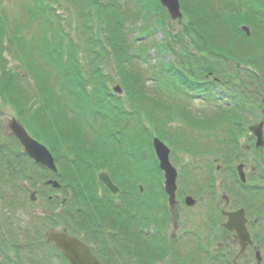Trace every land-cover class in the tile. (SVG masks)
I'll return each mask as SVG.
<instances>
[{
  "label": "rangeland",
  "instance_id": "obj_1",
  "mask_svg": "<svg viewBox=\"0 0 264 264\" xmlns=\"http://www.w3.org/2000/svg\"><path fill=\"white\" fill-rule=\"evenodd\" d=\"M212 1L213 10L219 11V8H227V14H229L228 9L233 5L237 12V8L241 9L244 18L234 23L237 33L235 34L232 27L229 26L230 29L226 34V38L232 42L237 51L231 47V52L227 54L229 56H220L216 53L212 56L207 55V61L213 65V70H215V77L226 81V83L221 81L220 85L215 84L216 86L206 92L208 95L206 97H203L199 92H193V96L199 94L201 97L195 99L189 97L188 109H183L178 104L183 105L187 102L186 94L171 92L172 88H168L165 82L159 89L157 83L150 79L153 67L157 66L154 64L160 62L157 52L154 50L151 51L149 61H138L135 58L129 65V68L140 73L144 80H146L145 77L147 78L142 99L131 104L129 94L125 90L122 96H118L112 91L116 84H120L118 82L120 77L111 53L112 49L105 44L103 38L101 39L104 42V47L101 48L97 44L98 46L94 48L95 53L100 54L99 61L94 58L97 56L95 54L91 53V58L89 57L85 41L90 36L86 31H83L84 20L75 11L81 9L79 6L75 8L67 0L63 1L62 9L59 12L63 14L62 29L53 33L51 29L45 30L30 13L27 14V9L33 8V0H0V145L5 147L7 155L9 153L22 155V147L15 142L8 129L9 121L16 118L37 141L49 148L55 157L58 172L61 174L60 177L49 173L42 174L40 170L37 171L31 166L28 159H21L27 163L26 166L29 170L37 171V175L41 174L39 176H42V180L38 182L37 186L27 183L32 189L40 187V203L38 205L29 204L27 193L17 192L13 182L8 183L4 179L1 181L0 178V196L7 194L13 196V191H16L15 208L13 210L7 208L6 212L2 214L5 217L4 220L0 221L3 225L6 223L2 228L7 240H17L18 244H23L24 234L29 231L33 234L32 237L45 244L43 237L50 228L67 229L71 234H83V230L78 224L81 220L79 219L80 213H83V226L96 232L97 227L93 221L97 222L96 214L99 206L102 204H105V207L117 205L120 208L126 207L121 214L127 221L130 220V229L132 230L133 227V231L140 236L144 231H150L153 227L160 228L161 232L164 230V224H168L171 227L170 231H174V227L177 225V253L164 256L157 264H212L211 260L209 261L207 258V250L217 248L218 244L223 242V237H220L219 229L214 233L210 232L213 240L208 246L206 245L209 225L217 223L215 213L209 219L207 213L215 208L217 203L223 205L221 197L225 191L223 187L221 191L219 186L220 183L227 180V175L225 172H217L216 168L222 165L221 159L229 157L230 148H227L223 142L225 138L230 137L228 127L232 130L234 125L228 124L230 121L225 118L226 116H223L224 120L217 117L221 110H216L208 118L204 115H209L208 113L219 103L223 104L227 99L232 100L230 98L232 96L234 97L232 102L236 103L238 109L247 110L250 105L247 101L250 98L244 100L246 95L244 92L264 91V9L260 7V3L256 5L257 0H253L252 3L250 0ZM156 3H159V0H145V5L143 0H120L119 4L123 7L124 13L128 14L124 23L132 34L133 43L146 41L147 39L142 34L155 31L157 25L159 26L158 22L157 25L154 24L156 17L148 12H146L147 15L152 16L148 20H145L144 17H135L136 11L142 10L144 7L147 9V6L149 9V6ZM235 9L232 8V10ZM250 12L254 13L252 20L246 17ZM95 14L92 10V15L95 16ZM166 15L168 14L166 13ZM29 19L33 21L31 25L28 24ZM187 20L184 14L183 25H179L178 22H172L168 16L163 21V25L169 30H157L155 36L150 40L160 43L171 32L173 34L181 32ZM242 26H247L250 29V37L241 29ZM92 28L95 36H98L97 20L93 21ZM224 34L225 30L222 33L223 40L225 39ZM46 36L52 45L58 36L63 37L66 41L63 69L68 70L67 75L75 74L70 70L77 67L79 69L77 74L81 76L80 81H91L92 71L96 66L109 75L105 80L108 90L105 100L120 105L119 108L113 106V108L104 111V114H100L102 116L94 117L100 113L98 112L100 110L98 107H94L96 105H91L88 110L92 108V113L87 119L78 113L74 103V107H72V100L67 93L68 89L64 90V87H61L65 85V82L60 84L61 80H59V85L56 86V79L52 75L45 80L47 92H40L38 82L26 70L24 57L30 53L31 61L43 62L42 38ZM70 41L77 48L76 58L71 54ZM194 52L196 53V50ZM141 55H145V53ZM248 60L258 64L252 62L254 65L250 66ZM166 62L168 61L166 60ZM4 79H10L13 82L9 85H11V91L15 89L16 92L1 90ZM207 82H212V80ZM92 84H89V91L92 90ZM228 92L232 95L228 96ZM57 93L63 96L60 103L67 113L66 118L80 126L83 134L81 148L78 146L74 148V145L70 146V144L65 145L62 138L55 139L53 135L43 139L41 133L44 134L45 132L42 130L45 131V129H40L43 127L42 124L37 120L38 125L35 120L36 110L45 96L47 99H54L57 102L54 98ZM169 94L173 97L172 100L165 98ZM204 98H209L210 102L207 103ZM157 99L162 103L158 104L165 105V108L155 106L156 103L153 101L157 102ZM174 101L176 105H174ZM56 104L59 105V103ZM226 110L232 111V108L229 106ZM261 110H264V105L261 106ZM22 118L27 119L29 123H25ZM262 119H264V114ZM48 128L51 131L50 127ZM155 137L162 140L171 150L170 160L178 171L177 200L179 204L172 213L169 212L168 197L164 191L163 173L158 169V160L152 146ZM72 149H75L77 153ZM239 159H241L240 156L230 158L231 163L234 164L238 163ZM216 160L219 162L216 163ZM257 163L255 164L257 165ZM79 164L85 167L84 174L88 186L87 188L81 187L82 194H79L77 189L72 186L69 178L66 179L67 176H79L76 169L79 168ZM234 164L233 167H235ZM101 172H108L112 180L121 188L122 192L119 196H112L98 182L97 175ZM55 178L64 187L61 191H54L44 185L45 181L55 180ZM229 181L231 182V180ZM210 184H212L211 187H209ZM82 195L86 200L82 199ZM186 195L197 201L194 208H188L185 205ZM49 197H53L52 202H49ZM63 197L67 199L65 205L61 204ZM132 203L134 207L131 208L130 213H127L129 210L127 208ZM4 207L0 202V209H4ZM88 207H91L92 212L87 210ZM6 218L11 220L10 225ZM147 225L149 227H146ZM20 226L23 230H17ZM12 231L15 232L14 239ZM21 231H23V241L19 239ZM11 241L8 244V249H5L2 244L3 252L10 256L11 264H28V256L32 257L33 252L35 257L47 253V256L52 259V264H62V260L57 256L55 250L43 244L34 250L24 246L21 254L16 256L11 248ZM229 242L231 241L228 240ZM26 244L24 243V245ZM221 247L222 249L231 248L230 257L234 256L237 250L232 242L230 246L226 244L225 247L222 245ZM131 261L133 264H139L136 259ZM215 264H219V261Z\"/></svg>",
  "mask_w": 264,
  "mask_h": 264
},
{
  "label": "trees",
  "instance_id": "obj_2",
  "mask_svg": "<svg viewBox=\"0 0 264 264\" xmlns=\"http://www.w3.org/2000/svg\"><path fill=\"white\" fill-rule=\"evenodd\" d=\"M63 1L64 0H33V8L27 9V14L30 13L37 22H40L39 24L45 28V30L51 29L53 30V33H56L62 29L61 23L63 20V14H60L59 12L62 9L61 4ZM67 1L71 3L73 7L78 8L79 6L81 8L80 10L76 9L75 11H77L78 15L84 20L85 24L83 26V31H86L90 36L85 41V44L87 45L86 51L90 55L89 57L91 58V53L95 54L97 56H94V58L99 61L100 54L95 53L94 51V48L98 46L97 44L102 48L104 47L103 44L105 42V44L111 47V53L120 77L118 82L127 94H129L131 104H133V102H139V100L142 99L147 78L145 77L146 80H144L140 73L132 71L129 68V65L135 58L138 61H149L152 50L157 52V57H159L160 62L154 64L157 66L153 67V72H151L152 78L150 79L157 83L156 85L159 89H161L163 82H165V84L168 85V88H172L171 92L186 94V98L190 96V92H209L210 88L216 85L213 82H207L206 77L210 74L215 76V70H213V65L207 61L206 57L207 55L212 56V54L215 53L220 56H229L227 54L231 52V47L234 48L232 42L226 38V34L230 29L229 26L232 27V31L236 34L237 30L234 28V23L244 18L241 9L237 8V12L234 5L228 9L229 14H227V8H219V11L213 10L212 0H180L183 12L188 19L187 23L183 26L181 32H177V34L171 32V34H168V36L159 43L155 40L151 41L150 38L155 36L157 30L162 29L165 31L168 29L163 25V21H165V18H168V15H166L167 12L160 3H156L149 6L150 10L147 6V9L144 7V9L136 11L135 17H144L145 20H148L152 17L147 15L146 12H148V14H152L156 17H153L154 24L157 25L158 22L159 26L157 25L155 31L142 34L143 37L147 39L146 41L143 40L142 43H136L137 41H135L133 43L132 34L124 23L125 17H127L128 14L124 13L123 7L119 4L120 0ZM250 2L252 3L253 0H250ZM143 3L145 5V0H143ZM259 3L260 7L264 9V0H257L256 5ZM255 7L257 8V6ZM232 8L235 10H232ZM92 10L96 13L95 16L92 15ZM164 15H166V17H163ZM246 17L249 20H252L254 18V13L251 14L250 12ZM94 20H97L98 36H95L94 29L92 28ZM32 23L33 21L29 19L28 24L31 25ZM182 23L183 21L178 24L183 25ZM224 30L225 39L223 40L222 33H224ZM101 38L104 39V42ZM65 42L66 41L63 37L58 36L54 45H52V43L48 42L46 36L45 38H42L43 62L31 61L30 53L24 57L26 70L31 74L29 75L35 78L38 82V87L41 89L40 92H47L45 80L52 75L56 79V86L59 85V80H61L60 84L65 82V85L61 87H64V90L68 89L69 92L67 93L72 100V107L75 105V109L78 110V113L87 119L92 113V108L91 110H88L91 105H96L94 107H98L100 110L98 111L100 113L94 117L102 116L100 114H104V111L113 108V106L119 108L120 105L118 106L112 101L105 100V97L107 96L106 92H108L105 86V80L109 75L105 74L100 67L96 66L92 71V82L89 80L81 82V76L77 74L79 73L77 67L70 70L71 72H75V74L67 75L66 72L68 70L63 69ZM76 50V46L70 41L71 54L75 55ZM195 50L196 53L194 52ZM234 50L237 51L236 48H234ZM140 52L145 53V55H141L142 53L140 54ZM233 58L236 59L235 57ZM166 60L168 62H166ZM249 65L253 66L254 64ZM222 82L226 83V81ZM2 83L3 87L1 90L3 92H16L15 89L11 91V85L9 84L13 82L10 79H4ZM89 84H92L93 86L91 91L88 90ZM87 92L94 93L90 94ZM261 92L264 94L263 90ZM61 97H63L61 94H55L54 98L57 100V102H55L54 99H47V96H45L40 106H38L35 120H38L40 124H42L43 127L40 126V129H45V131L42 130V132H45L44 134L40 133L42 134L43 139L49 135H53L55 139L57 137L62 138L65 145L70 144V146L74 145V148H77V146L81 148L83 145V134L80 126L66 118L67 113L63 105L60 103L62 102ZM157 100V102L153 101L156 103L155 106H163L165 108V105H159L162 103L159 99ZM56 103H59V105ZM174 105H176V103ZM184 114L186 115V113ZM223 115L224 114L221 116L218 115V117L222 119ZM22 120H25V123H29L25 118H22ZM38 121L37 124L39 125ZM48 127H50L52 132ZM72 150L76 151L75 149ZM75 153H77V151ZM22 158L24 159L25 156L21 154L14 155L9 153V155H7L5 147L0 145L1 181L4 179L8 183L13 182L15 185L14 189L16 191L19 189L17 192H24L23 184L26 185L27 183H32L34 186H37L38 182L42 180V176H39L41 174L37 175V171L29 170L26 166L27 163L24 160H21ZM78 175L79 176L74 175V177L67 176L66 179L69 178L72 186L77 189L79 194H82L83 192L80 190L81 187L87 188L88 186L85 180V174L81 173ZM15 190L13 191V197L9 198V196L6 195L3 199L8 209L9 207L12 208L14 204L13 199L14 195H16ZM82 199H85V197L83 196ZM13 208L15 207L13 206ZM6 220L10 221L9 218H6ZM27 240L28 242H31V238L28 236ZM34 261L37 264L35 258Z\"/></svg>",
  "mask_w": 264,
  "mask_h": 264
},
{
  "label": "flooded vegetation",
  "instance_id": "obj_3",
  "mask_svg": "<svg viewBox=\"0 0 264 264\" xmlns=\"http://www.w3.org/2000/svg\"><path fill=\"white\" fill-rule=\"evenodd\" d=\"M250 95L254 99H251L253 102L249 105V109L242 111L241 120L228 123L229 125L233 124L235 128L230 130L228 127L230 137L225 138L224 142L222 141L227 148H230L229 157L221 159L222 167L217 166L216 170L219 173L225 172L227 175V180L222 182L224 185L222 186L220 183L219 186L221 191L222 187L224 188L226 194L224 193L221 197L223 205L217 203L215 208L207 213L208 219L215 213L217 223L212 226L209 225L206 245L208 246L213 240L210 232L214 233L219 230L223 242L218 244L219 248L207 250V257L212 264L217 261L219 264H264V184H261L264 182V126L261 131L256 129L259 124L263 123L261 121L260 97L255 94ZM255 132L263 133L262 145L261 143L259 145L258 136ZM243 134L244 137L242 138ZM233 156H240L241 159L238 163H231L230 158ZM218 162L219 160H216V163ZM256 162H258L257 165ZM259 182L260 184H258ZM211 186L212 184L209 185V187ZM187 197L190 196H185V205L188 208H194L197 201L193 198L194 204L188 206ZM48 200L52 202L53 197H49ZM178 204L179 201L177 200L174 208L169 207V212H174ZM132 207H134L133 203L128 206L127 213H130ZM125 208H120L117 205H111V207H105V204L100 205L98 215H96L97 222L92 220L97 231L92 232L81 224L83 234L75 235L91 249L101 264H133L130 258L133 259L135 255L138 256V260L144 261L145 264H149L146 263L149 260L157 264L161 262L162 257L177 253V225L174 227V231H170L171 227L164 224V230L161 232L159 231L160 228L153 227L150 231H144L141 236L139 234L134 235L133 227L132 230L128 227L130 220L127 221L124 216L122 218L119 215V212L121 213ZM230 217L237 218V224L243 225L241 236L251 241V245L247 246L244 252H241L238 239L239 232L237 230L230 231L227 228L231 220ZM138 239L142 241L141 244ZM228 240L237 247L236 253L231 257V248H223V250L221 247V245L225 247L226 244L230 246L231 242L228 243ZM0 251H3L1 241ZM1 259H5L3 253Z\"/></svg>",
  "mask_w": 264,
  "mask_h": 264
},
{
  "label": "water",
  "instance_id": "obj_4",
  "mask_svg": "<svg viewBox=\"0 0 264 264\" xmlns=\"http://www.w3.org/2000/svg\"><path fill=\"white\" fill-rule=\"evenodd\" d=\"M163 7H165L173 21L180 20L183 18L181 12V5L179 0H160ZM249 35V29L243 28ZM115 92L121 94L122 89L120 86L115 87ZM10 129L12 134L19 140L20 144L24 148V152L34 159L36 163L41 164L53 171H56V165L54 158L49 150L34 140L27 132V130L15 119L10 123ZM258 136L259 145L263 144L262 134L255 132ZM153 147L156 156L159 160L160 169L164 172V186L167 195L169 196V203L173 207L176 203V192H177V170L173 167L170 162V149L158 138L153 141ZM99 180L115 195L120 193V189L112 182L107 173L99 174ZM49 184L53 185L55 188L60 189L61 186L57 182L51 181ZM31 200L36 201V193H31ZM187 204L192 206L194 201L191 198L187 199ZM229 229H236L240 236L243 232L241 224H237L236 217H230ZM46 239L48 242L54 243L56 248L59 249L64 257L70 262V264H101L92 254L91 250L79 240L70 237L65 233L50 231L48 232ZM244 246V242L242 241Z\"/></svg>",
  "mask_w": 264,
  "mask_h": 264
}]
</instances>
